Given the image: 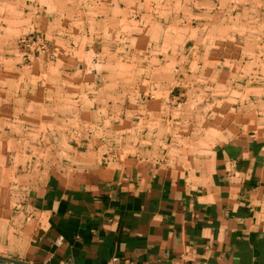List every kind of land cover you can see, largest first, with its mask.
<instances>
[{
	"label": "rangeland",
	"instance_id": "obj_1",
	"mask_svg": "<svg viewBox=\"0 0 264 264\" xmlns=\"http://www.w3.org/2000/svg\"><path fill=\"white\" fill-rule=\"evenodd\" d=\"M262 127L264 0H0L6 236L54 170L189 166Z\"/></svg>",
	"mask_w": 264,
	"mask_h": 264
},
{
	"label": "crops",
	"instance_id": "obj_2",
	"mask_svg": "<svg viewBox=\"0 0 264 264\" xmlns=\"http://www.w3.org/2000/svg\"><path fill=\"white\" fill-rule=\"evenodd\" d=\"M19 204L30 232L0 231V264H264V127L189 166L54 170Z\"/></svg>",
	"mask_w": 264,
	"mask_h": 264
},
{
	"label": "built area",
	"instance_id": "obj_3",
	"mask_svg": "<svg viewBox=\"0 0 264 264\" xmlns=\"http://www.w3.org/2000/svg\"><path fill=\"white\" fill-rule=\"evenodd\" d=\"M55 241H56L57 243H60V241H61V236H59Z\"/></svg>",
	"mask_w": 264,
	"mask_h": 264
}]
</instances>
